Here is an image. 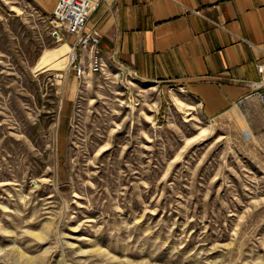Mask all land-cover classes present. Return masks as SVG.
Returning <instances> with one entry per match:
<instances>
[{
    "label": "rangeland",
    "instance_id": "1",
    "mask_svg": "<svg viewBox=\"0 0 264 264\" xmlns=\"http://www.w3.org/2000/svg\"><path fill=\"white\" fill-rule=\"evenodd\" d=\"M48 33L0 0V264H264V132Z\"/></svg>",
    "mask_w": 264,
    "mask_h": 264
},
{
    "label": "crops",
    "instance_id": "2",
    "mask_svg": "<svg viewBox=\"0 0 264 264\" xmlns=\"http://www.w3.org/2000/svg\"><path fill=\"white\" fill-rule=\"evenodd\" d=\"M26 1L47 9L52 0ZM89 27L106 60L136 81L179 87L212 124L228 114L264 132L263 107L238 105L252 92L243 82L264 79V0H102Z\"/></svg>",
    "mask_w": 264,
    "mask_h": 264
},
{
    "label": "built area",
    "instance_id": "3",
    "mask_svg": "<svg viewBox=\"0 0 264 264\" xmlns=\"http://www.w3.org/2000/svg\"><path fill=\"white\" fill-rule=\"evenodd\" d=\"M101 3L102 0H52L47 9H34L47 24L51 41L69 46L70 50L66 55L69 71L80 80L87 76L106 75L110 69L123 72L120 66L109 63L104 57L101 32L95 27H89L92 14ZM127 75L136 80L132 74ZM243 83L250 86L252 92L239 101L238 105L242 107L254 100L264 109V79ZM249 111L247 107L246 114Z\"/></svg>",
    "mask_w": 264,
    "mask_h": 264
},
{
    "label": "bare ground",
    "instance_id": "4",
    "mask_svg": "<svg viewBox=\"0 0 264 264\" xmlns=\"http://www.w3.org/2000/svg\"><path fill=\"white\" fill-rule=\"evenodd\" d=\"M65 44V43H64ZM70 50V49H69ZM69 52V51H68ZM68 54V53H67ZM181 104H184V103H182V102H180ZM180 105V104H179ZM182 106V105H181Z\"/></svg>",
    "mask_w": 264,
    "mask_h": 264
}]
</instances>
